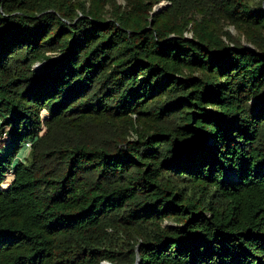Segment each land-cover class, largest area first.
Returning a JSON list of instances; mask_svg holds the SVG:
<instances>
[{
  "label": "trees",
  "instance_id": "trees-1",
  "mask_svg": "<svg viewBox=\"0 0 264 264\" xmlns=\"http://www.w3.org/2000/svg\"><path fill=\"white\" fill-rule=\"evenodd\" d=\"M104 262L264 264V0H0V264Z\"/></svg>",
  "mask_w": 264,
  "mask_h": 264
},
{
  "label": "rangeland",
  "instance_id": "rangeland-1",
  "mask_svg": "<svg viewBox=\"0 0 264 264\" xmlns=\"http://www.w3.org/2000/svg\"><path fill=\"white\" fill-rule=\"evenodd\" d=\"M160 5H162V6H160ZM159 6H160V10L163 11L166 7L169 6V2H167V1L161 2V3L158 4L155 8H158ZM155 8H154V9H155ZM159 12H160V11H159ZM230 29H231L235 34H237V32L235 31V29H234L233 27H231ZM243 42H244L246 45H250V44H248L245 40H243ZM34 68H35L36 70H40V68H41V64H36ZM25 146L28 147V151H29V149H30V143L25 144ZM25 146H24V147H25ZM22 150H23V149H22ZM28 151H27V149L24 151L25 156H26V153H28ZM21 152H22V151H21ZM25 156H24L23 158H21V159H24ZM11 178H12V174H9V175H8V179H7V181H10ZM103 264H108V263H107V262H104Z\"/></svg>",
  "mask_w": 264,
  "mask_h": 264
},
{
  "label": "water",
  "instance_id": "water-1",
  "mask_svg": "<svg viewBox=\"0 0 264 264\" xmlns=\"http://www.w3.org/2000/svg\"><path fill=\"white\" fill-rule=\"evenodd\" d=\"M160 6H162V5H160ZM160 6H159L158 8H155V9H154V12H159V11H161V10H160ZM247 47L252 48L251 45H247ZM107 263H108V264H111V263H109V262H107Z\"/></svg>",
  "mask_w": 264,
  "mask_h": 264
}]
</instances>
